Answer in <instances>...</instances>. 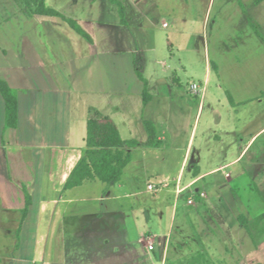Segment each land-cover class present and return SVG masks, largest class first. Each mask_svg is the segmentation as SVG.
<instances>
[{
	"label": "crops",
	"instance_id": "0c3cea01",
	"mask_svg": "<svg viewBox=\"0 0 264 264\" xmlns=\"http://www.w3.org/2000/svg\"><path fill=\"white\" fill-rule=\"evenodd\" d=\"M39 1L0 0V77L17 90L19 98V124L16 128H8L5 126V101L0 92V149L6 151L12 165L25 166L32 176L36 175L38 167L40 173V179H34L26 188L32 196V204L21 225L22 233L24 224H28L27 220L33 217L29 223L33 233V249L39 248L40 235L43 249H48L49 243L55 238L57 220L65 217L67 209L79 202L114 197L112 192L104 193L102 197L98 195V180H87L80 186L65 188L72 169L82 158L87 147V123L90 110L94 108L117 123L124 140L135 139L141 143L132 148L125 146V149H130L132 153L130 164L136 161L134 154L137 150L146 148L149 150L146 152L148 154L152 153V150L160 152L167 141L173 150L184 151L175 178L165 179L160 185L154 184L158 190L163 185L172 188L175 193L171 222L175 220L180 208L182 195L187 206H198L199 203L205 202L208 195L207 190H200L196 185L200 181L211 184L216 190L214 194L210 191L211 196L204 207L209 213L213 211L212 217L216 219L214 226H217L219 231L229 228L234 233H241V221L246 219L253 234L252 243L255 245L250 244L247 247L250 251H256L252 253L254 256L264 243V207L254 204L248 217L241 212V208L251 200L257 202L259 197L264 198V110L259 104L256 105L257 99L242 94L238 97L233 92L232 95H226L214 102L208 101L207 86L212 77L209 57L206 62L205 81L199 91L201 97L192 123L181 124L177 121V114L180 112L193 114V110L188 109L193 105L190 106L185 101L184 93L173 86L181 85V79L177 76L180 82L176 83L173 79L171 85L167 74H162L159 69L149 79L144 76L142 67L135 62L134 65L139 67L148 81L151 98L147 103L143 99L144 83L135 69L139 85L134 86L133 91L128 87L114 91L110 87L106 88L107 90L103 88L100 92L93 90L92 94L98 95L96 100L87 99L86 96L80 97L77 93L86 92L87 88L76 84L74 72L67 69L66 65L73 59L82 60L88 57L97 58L104 53L113 54V48L104 51L101 49L97 27L112 28L117 22L111 21L110 18L112 15L114 17L116 12L111 7H101L97 0H93L85 7V12L80 11L73 16L83 26L92 27L90 32L94 42H90L61 17L36 13L34 10ZM45 2L71 17L63 10L62 5L51 4V0ZM132 6L133 18L138 19L146 15L147 7L143 2L137 1ZM124 8L126 23L123 24L121 20L119 22L126 27L131 19L127 16V7ZM81 37L88 43H84ZM26 41L32 48L33 43L37 41L41 44L42 51L30 48L26 50ZM53 41L58 44L61 42L58 51L55 50ZM67 44L72 49L70 54L66 51ZM157 63L167 66L165 60L157 59ZM88 77L92 82L90 87H94L98 82L96 71L91 70ZM244 87L246 85L242 88ZM99 97L104 100H97ZM263 97H258L261 105ZM259 108L263 112L259 111ZM146 120L156 125L159 141L157 145L144 144L148 140ZM184 125H187V128ZM11 132H22L29 139L28 142H14L8 136L7 140L2 136L3 133ZM185 132L187 139L183 144L180 138ZM137 158L145 162V158ZM211 161L215 163L210 165ZM213 176L217 177L213 179ZM122 184L121 181L117 185L122 187ZM149 184L152 183H148L147 191H150ZM248 186L254 187L255 191L252 192L255 195L246 198ZM252 192L250 191V194ZM2 195L5 204L9 202L8 194L2 192ZM189 198H193L194 203L189 204ZM16 208L22 209L20 206ZM75 212H78L77 208ZM124 213L131 214L129 210ZM187 216L194 217L195 213L191 210ZM203 223L204 221L202 226ZM97 231L94 226L80 231L79 238L86 242L89 240L91 245L89 244L88 251L92 254L82 252L83 247L87 249L85 245H77L74 247L77 252L70 262L92 264L97 261L96 263L100 264L99 259L109 255V264H129L128 255L125 254L128 248L125 241L115 243L107 235L100 236ZM169 232L154 234L159 249L158 255H155L157 264H164L167 259L171 240ZM63 233L67 234L64 231ZM139 241H144V237H140ZM151 243L155 246L152 238L148 240V248ZM238 248H243L242 243ZM39 260L36 257L31 259L36 264ZM67 261L45 258L42 264H67ZM244 261L241 260L240 264Z\"/></svg>",
	"mask_w": 264,
	"mask_h": 264
},
{
	"label": "rangeland",
	"instance_id": "374dc122",
	"mask_svg": "<svg viewBox=\"0 0 264 264\" xmlns=\"http://www.w3.org/2000/svg\"><path fill=\"white\" fill-rule=\"evenodd\" d=\"M92 1L51 0V4L62 5L63 10L73 17L80 11L85 12V7ZM120 1L127 7V16L131 19L126 27L119 22L121 16L118 5L111 0H97L101 7L108 6L116 12V15L110 18L111 21L117 22L112 28L97 27L101 49L104 51L113 48V54L104 53L97 58L73 59L66 65L67 69L74 72L76 84L87 88L86 92L81 91L77 95L96 100L98 95L92 94L93 90L100 92L103 88L112 87L114 91H118L128 87L133 91L134 86L139 85L134 72L136 64L142 67L144 76L149 79L159 69L162 74H167L171 85L175 77L181 79V85L173 86L184 93L185 101L190 106L193 105L188 107L193 110V114L180 112L181 115L177 114V121L181 124L192 123L201 97L200 92H195L192 85L197 83L200 86L199 91L202 89L209 57L211 64L214 63L217 68L210 64L212 77L207 86L208 101L214 102L234 92L238 97L241 94L253 96L257 99L256 105L259 104L264 110V101L262 105L258 101V97L264 96V0L261 3L256 0ZM137 1L143 2L147 7L146 15L138 19L132 16V5ZM84 27L92 32V27ZM81 39L88 43L84 38ZM53 43L58 51L61 42ZM24 45L26 50L30 48L42 51L41 44L37 41L33 43V48L27 41ZM69 47L67 44V54L72 50ZM157 59L165 60L167 66L157 63ZM91 70L97 73L98 82H93L94 87H90L92 82L88 77ZM244 85L246 87L242 88ZM101 99L99 97L97 100ZM263 110L259 108V111ZM184 127L187 128V125ZM123 132L125 133L124 130ZM12 133H3L2 136L6 140L8 136L10 140L19 143L29 140L22 132ZM199 136L201 137L200 134ZM186 139L185 132L180 142L184 144ZM147 151L149 150L142 148L135 152L136 161L129 163L125 168L121 180L122 187L118 186V183L111 185L98 180V195L102 197L104 193L112 192L113 198L83 201L67 209L65 217L57 220L55 238L49 243L48 249H43L40 235L39 248L34 250L33 233L29 228L33 217L27 220L28 224H24L22 233L18 231L23 216L22 209L26 206L23 185L28 188L34 179H40L38 167L36 175L32 176L25 166L12 165L6 151L0 149V264H36L31 261L35 257L40 259L37 264H42L45 258L65 259L68 260L67 264H72L70 259L76 254L74 247L77 245H85L87 249L83 247L82 252L92 254L89 253V240L86 242L80 239L79 233L82 229L85 231L93 226L97 227V232L102 237L107 235L115 243L125 241L128 246L125 254L128 255L129 264H157L155 255H158L159 249L154 234H167L169 231L171 240L164 264H189L190 259L200 252L208 257L205 261L207 263L204 264H240L245 257L246 260L241 264L264 263V243L253 256L252 253L256 251H250L247 247L253 245V240L244 225L240 228L241 233H234L229 228L219 231V228L214 226L216 219L212 217L213 211L209 213L204 207L211 192L214 194L216 190L211 184L200 181L196 185L200 190H207L208 195L207 201L199 203L198 206H187L182 195L180 208L175 220L171 222L174 191L163 185L157 192L147 191V185H160L165 179L175 178L184 151L173 150L169 141L163 151L152 150L150 154L146 153ZM137 157L145 158V162ZM213 163L215 162L211 161L210 165ZM186 173L187 176L188 171ZM215 178L213 176V179ZM250 191H255L253 186L247 187L246 198L255 195L254 192L250 194ZM2 192L9 196L10 200L6 204ZM263 201L264 198L261 197L257 202L251 200L242 206L241 212L248 217L254 204L264 207ZM19 206L22 209L16 208ZM76 208L78 212L74 213ZM123 210H129L131 214L126 215ZM191 210L195 213L194 217L187 216ZM140 237H144L145 242L139 241ZM151 238L157 247L155 250L148 248V240ZM104 240L103 238V242ZM241 243L243 248L240 250L238 245ZM108 258L109 255L107 258L101 257L100 264H103V261L109 264ZM88 259L90 260V256ZM94 262L92 264H97V261Z\"/></svg>",
	"mask_w": 264,
	"mask_h": 264
},
{
	"label": "trees",
	"instance_id": "16d2710c",
	"mask_svg": "<svg viewBox=\"0 0 264 264\" xmlns=\"http://www.w3.org/2000/svg\"><path fill=\"white\" fill-rule=\"evenodd\" d=\"M112 3L118 5L121 22L126 23L125 20V8L120 0H111ZM263 0H256L257 3ZM38 14L58 16L64 19L77 33L86 38L90 42H94V38L91 33L75 18L69 17L58 11L57 9L50 7L46 4L45 0H40L37 3L34 10ZM259 34V32H257ZM212 67H216L214 63ZM135 71L138 77L144 83L143 99L147 103L149 101L150 94L148 91V81L143 76L141 70L136 65ZM176 83L180 80L174 78ZM0 92L5 101V126L8 128H16L19 124V98L18 92L15 88L0 77ZM145 125L148 131V140L146 145H157L159 143L157 138V128L154 122L150 120L145 121ZM138 140H124L121 136L117 123L109 116L103 115L98 110L91 108L90 116L87 123V136H86V149L82 158L78 161L75 167L72 169L70 176L65 184V188H74L82 185L87 180H99L107 184L119 183L124 174L126 166L132 159V153L130 149L140 145ZM26 193V206L23 208L22 221L19 227L21 231V225L24 219L27 217L30 205L32 204V196L29 191L24 187ZM244 218V217H242ZM241 218V219H242ZM245 220V221H244ZM242 224L246 227V230L252 236L251 228L248 225L246 219H243ZM208 257L203 253L194 255L189 264H204ZM264 264V263H255Z\"/></svg>",
	"mask_w": 264,
	"mask_h": 264
},
{
	"label": "built area",
	"instance_id": "2783aa9c",
	"mask_svg": "<svg viewBox=\"0 0 264 264\" xmlns=\"http://www.w3.org/2000/svg\"><path fill=\"white\" fill-rule=\"evenodd\" d=\"M192 88L194 89L195 92H199V88H200V86H199L197 83H193ZM149 190H150V191H157L158 188H157L154 184H149ZM202 195H204V194L202 193ZM188 203H189V204L194 203L193 198H189V199H188ZM149 248H150L151 250L154 249V248H155L154 243H151V244L149 245Z\"/></svg>",
	"mask_w": 264,
	"mask_h": 264
}]
</instances>
